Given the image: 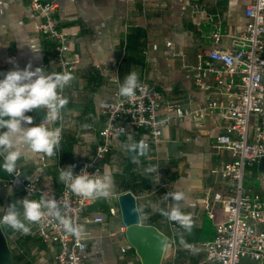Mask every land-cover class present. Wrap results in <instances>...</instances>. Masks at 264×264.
Masks as SVG:
<instances>
[{
	"label": "crops",
	"instance_id": "0c3cea01",
	"mask_svg": "<svg viewBox=\"0 0 264 264\" xmlns=\"http://www.w3.org/2000/svg\"><path fill=\"white\" fill-rule=\"evenodd\" d=\"M252 1L59 0L55 17L68 32L81 60L64 94L69 103L62 112L61 152L49 158L25 151L17 162L23 177H40L59 194L62 182L58 179V161L70 164L95 154L106 119L104 104L113 100L114 91L131 71L138 72L140 83L161 91L165 101H180L185 109L220 98L216 92L198 88L187 76L188 68L206 60L212 48L207 37L211 24L193 12L191 2L221 18L225 34L222 46L229 48L233 35L244 30L249 21L245 9ZM40 21L29 0H0V79L6 72L16 67L23 70L29 64L31 70L39 67L45 74L60 73L54 62L56 43L38 31ZM26 115L33 117L29 126L42 122L36 120L33 111ZM225 125L219 112L202 119L174 117L165 127L163 141L157 148H149L146 156L129 150L131 144L143 141L144 130L118 141L104 160L103 174L110 173L115 181L112 195L95 200L86 211L90 221L84 224L88 249L83 264H142L122 218L119 196L126 192L135 195L137 207L142 209L141 223L155 226L167 237L161 264H204V244L214 236L216 224L226 219L221 201L229 190L220 170L233 156L227 149L214 148ZM153 167L158 169L157 179L149 171ZM6 178L7 173L0 168V217L5 207L20 200V184L5 185ZM245 184L264 194V158L247 169ZM175 192L185 195L181 210L192 215L191 231L161 213L176 203L171 196L164 198ZM206 196L213 204V217L203 202ZM110 208H115L116 214H111ZM99 216L101 222L92 220ZM2 228L13 264H55L58 246L44 242L35 229L20 236ZM181 237L187 247L180 243ZM243 264L264 262L244 260Z\"/></svg>",
	"mask_w": 264,
	"mask_h": 264
},
{
	"label": "built area",
	"instance_id": "2783aa9c",
	"mask_svg": "<svg viewBox=\"0 0 264 264\" xmlns=\"http://www.w3.org/2000/svg\"><path fill=\"white\" fill-rule=\"evenodd\" d=\"M29 2L41 17L38 31L56 43L54 62L59 72H70L75 77L81 54L73 47L68 32L59 26L55 17L59 0ZM191 6L193 12L211 24L207 37L211 39L212 48L206 60L188 68L187 76L198 88L216 92L220 98H210L196 109H185L180 101H165L161 91L145 83H140L141 87L131 98L121 97L118 88L113 93V100L104 104L106 119L99 131L95 154L90 159H78L70 164L59 160L58 169L73 165L74 174L84 169L90 174L97 170L103 174L106 156L118 141L136 130H144L143 142L149 148H157L172 118L202 119L219 112L226 125L216 138L214 148L229 150L233 159L220 170L229 190L221 201L226 219L216 224L214 236L204 244V264H243L244 260L263 263L264 194L247 186L245 177L247 169L264 158V0H253L247 5L245 14L249 21L244 30L233 35L229 48L222 46L225 34L221 18L209 14L198 2H191ZM162 111L166 116H160ZM63 120L62 116L54 127L62 126L63 129ZM62 140L63 132L57 155L61 152ZM157 171L153 172L156 179ZM17 173L19 177L7 173L4 183L20 184V200H39L42 196L54 198L74 224L84 226L90 221L86 211L95 200L75 195L63 183L61 192L54 194L40 177L25 178L18 167ZM203 202L207 213L213 217V204L209 197L206 196ZM110 213L116 214V209L110 208ZM92 220L101 222L103 218L99 216ZM29 227L30 232L35 229L44 242L58 246L55 264H83V254L88 249L85 231L79 238L70 235L55 217L48 215Z\"/></svg>",
	"mask_w": 264,
	"mask_h": 264
},
{
	"label": "clouds",
	"instance_id": "9594fccd",
	"mask_svg": "<svg viewBox=\"0 0 264 264\" xmlns=\"http://www.w3.org/2000/svg\"><path fill=\"white\" fill-rule=\"evenodd\" d=\"M31 69V64L23 70L16 67L6 72L4 78L0 79V129H7L0 132V157L3 158L0 168L16 177H19L17 162L25 151L36 155L44 154L49 158L57 154L63 129L62 126L49 125H54L62 119V112L69 103L68 98L63 95V90L74 79L70 72L45 74L39 67L35 70ZM139 87H141L139 74L131 71L124 77L118 94L121 97L131 98ZM35 108L46 109L47 115L39 125L29 126L33 125V117L26 113ZM83 127L87 128L88 125ZM120 131L123 132L124 129L121 128ZM129 150L134 152L138 150L139 155L146 156L149 146L141 141L138 144H131ZM133 160H136L135 156ZM73 169V165L59 168L58 177L72 193L93 201L100 198L107 199L112 195L115 181L110 173L100 174L97 170L94 174H90L84 169L79 174H74ZM149 171L156 172L157 168H150ZM169 196L176 203L168 210L162 209V215L178 223L186 231H191L192 215L181 210V202L185 200L184 193H168L164 198L167 199ZM132 212L139 215L142 209L135 206ZM45 215L55 217L68 234L77 238L84 231L83 225L74 224L62 212L56 199H49L46 196H42L39 200L24 198L5 207L4 215L0 217V227H7L13 232L26 235L31 230L29 225L40 222ZM180 243L187 247L182 237Z\"/></svg>",
	"mask_w": 264,
	"mask_h": 264
},
{
	"label": "water",
	"instance_id": "95a60500",
	"mask_svg": "<svg viewBox=\"0 0 264 264\" xmlns=\"http://www.w3.org/2000/svg\"><path fill=\"white\" fill-rule=\"evenodd\" d=\"M32 111L35 114L37 121H43L47 115L46 110L42 108H35ZM119 203L123 222L127 226V237L130 243L135 247L137 253L139 254L142 264H145V262L143 261L141 252L138 248L137 236L146 229H149L161 235L164 241V249L159 262V264H161V260L167 243V237L162 232H160L155 226L142 224L140 214L137 215L136 213L132 212V209L135 206L137 207V200L132 192H126L121 194L119 196ZM0 264H13L12 251L9 247L7 237L2 227H0Z\"/></svg>",
	"mask_w": 264,
	"mask_h": 264
},
{
	"label": "bare ground",
	"instance_id": "6f19581e",
	"mask_svg": "<svg viewBox=\"0 0 264 264\" xmlns=\"http://www.w3.org/2000/svg\"><path fill=\"white\" fill-rule=\"evenodd\" d=\"M137 244L145 264H159L164 249L159 233L146 229L137 236Z\"/></svg>",
	"mask_w": 264,
	"mask_h": 264
}]
</instances>
